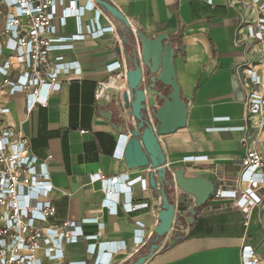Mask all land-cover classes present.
<instances>
[{
  "label": "crops",
  "instance_id": "0c3cea01",
  "mask_svg": "<svg viewBox=\"0 0 264 264\" xmlns=\"http://www.w3.org/2000/svg\"><path fill=\"white\" fill-rule=\"evenodd\" d=\"M110 2L148 37L159 32L168 36L181 32L184 53L178 51L174 62L181 97L188 107L186 126L159 137V141L170 167L185 166L186 175H202L216 187L231 188L232 180L240 171L237 160L244 154L240 142L243 132L235 129L245 122L247 89L241 82V76L245 77L243 69H255L264 82V42L248 34V25L258 16L256 7L248 0L244 10L239 0ZM61 31L74 32V20L68 19ZM120 41L117 32L75 43L66 57L79 63L82 81L63 83L60 91L51 95L47 106H37L30 113L25 110L23 95H15L8 104V119L20 128L35 155L40 158L52 155L48 167L55 188L51 195L55 212L46 224L94 219L103 223L100 241L124 240L130 247L134 219L157 224L151 211L157 195L151 191V207L130 214L125 213L121 205H117L116 214H108L102 208L105 198L113 199L111 182L118 181L120 174L135 177L143 173L142 168H127L120 158L122 148L121 152L117 151L124 136L119 137L112 122L99 113L100 108L111 110L108 101L95 97L97 82L118 77L109 74L106 65L121 60L115 53L120 45L123 48ZM107 43L109 48H105ZM120 82L124 86L122 77ZM107 91L114 95L118 89ZM257 117L252 115L250 119L256 121ZM116 120L113 117L114 123H118ZM81 129L85 132L81 133ZM248 136L249 144L264 154V129L259 130L250 123ZM184 156H193L196 161L184 164L181 162ZM178 163L182 166H176ZM260 172L264 178V164ZM94 174H100L104 180H94ZM257 193L262 201L248 209L247 224L246 210L234 207L231 198H209L196 210L193 222L183 224L179 230L186 237L163 249L170 240L171 229L143 264H247L242 253L245 247L253 250L252 257L246 256L248 259L255 258L256 264H264V183ZM148 195L138 184L133 186L134 202L144 201ZM173 196L178 206L188 205L192 200L180 189L174 190ZM82 227L86 233L97 230L95 222H83ZM63 247L65 260L53 263L42 259V264L91 259L83 243ZM147 247L148 242L127 258L119 253L115 264L133 260L141 252L146 253ZM39 256L42 258L41 253Z\"/></svg>",
  "mask_w": 264,
  "mask_h": 264
},
{
  "label": "built area",
  "instance_id": "2783aa9c",
  "mask_svg": "<svg viewBox=\"0 0 264 264\" xmlns=\"http://www.w3.org/2000/svg\"><path fill=\"white\" fill-rule=\"evenodd\" d=\"M239 1L244 10L247 0ZM248 1L256 7L258 13L257 19L248 25V34L251 38L264 42V0ZM68 19L75 22L74 32L61 31ZM0 22V264H42V259L58 263L66 258L63 246L75 243L85 244V252L91 259L68 260L67 264H115L119 253L127 258L138 252L154 234V225L142 219H134L130 247H127L124 240L100 241L103 223L94 219L83 220L84 223H96L97 230L93 233H86L82 227L83 222L78 220L46 224L55 212L51 201L55 188L48 167L52 155L44 158L35 155L20 128L8 119V104L15 95H23L25 110L30 113L37 106H47L51 95L60 91L63 83L82 81L79 63L67 60L66 52L73 50L77 42L97 40L109 33L117 34L113 17L104 12L95 0H0ZM129 23L135 34L136 28L130 21ZM118 48L121 60L107 64L106 70L111 75H120L126 79L127 64L123 48L121 45ZM137 50L140 53L138 43ZM243 72L245 77L241 76V82L247 89L244 102L245 122L235 127L243 132L240 142L244 154L237 160L240 171L232 180L231 188L214 185L210 198H231L234 207L246 210L244 218L247 224L250 216L248 209L262 201L257 192L264 183L260 172L264 154L249 144L248 130L250 123L259 130L264 129V82L251 67L244 68ZM144 78L142 74V81ZM104 82H97L95 97L109 102L113 94L104 88ZM145 98L147 99L146 93ZM127 110L129 106L123 107L124 119ZM146 112L154 125L147 104ZM252 115L258 116L256 121L250 119ZM80 132L84 133L85 130L81 129ZM123 136L125 142L122 145L121 159L125 143L131 136L127 127L119 134V137ZM195 161L193 156L181 158L184 164ZM164 166L170 172L174 169L168 162ZM183 168L186 170L185 166ZM142 169L143 173L138 176L130 177L128 173H124L119 175L118 181L111 182L113 199L105 198L102 201V208L108 214H116L117 205H121L122 210L128 214L150 208L149 201L153 199V191L157 198L151 211L158 221L161 199L156 169ZM150 171L154 173L157 189L150 187ZM93 179L104 180L100 174H94ZM219 179L224 180L223 175ZM135 184L143 192L149 193L146 200L134 202L132 188ZM173 186L174 190L179 189L175 184ZM191 197L188 205H175L174 216H181L179 230L187 223L189 208L195 206L194 197ZM172 223L173 229L175 223ZM242 253L247 264L257 263L255 258L248 259L253 255L252 249L245 247Z\"/></svg>",
  "mask_w": 264,
  "mask_h": 264
},
{
  "label": "water",
  "instance_id": "95a60500",
  "mask_svg": "<svg viewBox=\"0 0 264 264\" xmlns=\"http://www.w3.org/2000/svg\"><path fill=\"white\" fill-rule=\"evenodd\" d=\"M104 12H107L117 21V29L122 26L131 29L128 18L111 2L105 0H95ZM134 40L137 48L139 45L140 53L137 51V57L132 59L133 67L127 65L126 85L127 90L122 93L123 107H128L126 115L131 117V127L129 128L126 117L123 118L124 130L129 129L131 136L127 139L123 151L124 162L129 169L150 168L156 169L159 181V195L161 206L158 213V222L153 228L154 236L148 244V252L141 254L125 264H143L153 253L159 248L161 241L171 231L173 221L175 223L176 216L175 204L168 201L166 194L162 188V180L166 174L172 176L173 184L181 191L194 197L195 206L189 208L188 224L193 222L196 214V208L204 205L210 198L214 183L202 175H186L183 167H178L170 172L164 164L166 156L162 150L159 137L175 132L186 126L188 107L187 102L181 98V90L177 82L175 69V53L174 48L169 43L168 34L159 32L154 37H148L143 31L136 30ZM122 41V38H121ZM123 44V41H122ZM119 53V48H117ZM123 54L124 46H123ZM126 62V57H125ZM127 64V62H126ZM145 69L149 75H146ZM142 74L145 78L142 81ZM148 77L149 85L146 83ZM156 81L161 82L165 86L170 87L167 95H162L158 89L154 88ZM145 93L147 99L145 98ZM129 99V102H127ZM161 100V104H159ZM157 101V104H156ZM146 104L149 107L150 114L153 118V124L150 122ZM100 115L108 122H112V126L116 129L113 122V112L109 109H99ZM121 126H119V130ZM122 141V142H121ZM125 138L120 139L121 145L124 144ZM149 184L153 189H157L154 173L149 172ZM175 217V218H174ZM163 237L159 243L158 239Z\"/></svg>",
  "mask_w": 264,
  "mask_h": 264
},
{
  "label": "trees",
  "instance_id": "16d2710c",
  "mask_svg": "<svg viewBox=\"0 0 264 264\" xmlns=\"http://www.w3.org/2000/svg\"><path fill=\"white\" fill-rule=\"evenodd\" d=\"M105 1L110 2V0H105ZM113 21L115 22L116 25L118 24L114 18H113ZM136 30H139V29H136ZM118 32H119V34L122 38V41H123L124 53H125L127 65L132 68L133 67L132 59L134 57H137V51H136L137 48H136L133 32L130 28L125 30V28L123 26L120 29H118ZM168 37H169V43L174 48L175 53H177L178 51H180L181 53H184L183 45L181 42V32H179L175 35H169ZM145 73H146V75H149L147 69H145ZM146 83H147V85H149L148 77H146ZM154 88L158 89L160 91H163L164 94H168L170 92V87L163 85L159 81H156L154 83ZM182 99L184 100V98H182ZM159 104H161V100H160ZM116 121L118 122V123H115L116 124V130L118 132L123 131L124 130L123 120L120 119V120H116ZM119 126H121L120 130H119ZM162 188H163V191L168 198V201L170 203L174 204V196H173L174 186H173L172 176L169 173H167L165 178L162 180ZM204 205H202L201 207H203ZM201 207L196 208V210L200 209ZM180 219H181V216L177 215L176 221L174 224V228L170 234V240L168 243H166L163 246V249L167 248L171 244H174L176 242L181 241L182 239H184L186 237V235H184L183 233H181L179 231L178 225L181 223ZM153 236H154V234L148 240V244L152 240ZM162 238L163 237H160L158 239L157 243H159V241ZM147 249H148V247H147ZM143 253H145V252H141V254H143Z\"/></svg>",
  "mask_w": 264,
  "mask_h": 264
},
{
  "label": "rangeland",
  "instance_id": "374dc122",
  "mask_svg": "<svg viewBox=\"0 0 264 264\" xmlns=\"http://www.w3.org/2000/svg\"><path fill=\"white\" fill-rule=\"evenodd\" d=\"M109 47H110V44L107 43L105 48H109ZM115 53L117 56H119V53L117 52L116 49H115ZM121 84H123V83H121ZM124 85H125V88L127 89L128 88L127 85L126 84H124ZM113 91H115V90H113ZM127 91H128V89H127ZM115 92L116 93L112 96L113 98H111L110 102H108L107 104H109V107H111L114 119L120 120L121 118H123V101H122L123 100V98H122V92L123 91L118 90ZM127 102H129V99ZM156 104H157V101H156ZM126 120L128 122L129 128L132 129L131 123H130L131 117L129 115H126ZM176 166H182V164L178 163ZM186 172H188V170L187 171L185 170V173ZM147 252H148V249H147L146 253Z\"/></svg>",
  "mask_w": 264,
  "mask_h": 264
},
{
  "label": "bare ground",
  "instance_id": "6f19581e",
  "mask_svg": "<svg viewBox=\"0 0 264 264\" xmlns=\"http://www.w3.org/2000/svg\"><path fill=\"white\" fill-rule=\"evenodd\" d=\"M116 76H118V77H110V80H108L107 82H105L104 83V88L107 90V89H110V90H115V89H118V90H122L123 92H125V90H127L126 88H125V85L123 86V84H121V82H120V75H116ZM120 77V78H119ZM123 78V77H122ZM123 81H124V84H126V79L125 78H123L122 79ZM124 87V88H123ZM122 92V93H123ZM119 146H121V147H118V151L117 152H121L120 150H121V148H122V145H121V143H120V145ZM119 155V154H118Z\"/></svg>",
  "mask_w": 264,
  "mask_h": 264
},
{
  "label": "flooded vegetation",
  "instance_id": "af4514ba",
  "mask_svg": "<svg viewBox=\"0 0 264 264\" xmlns=\"http://www.w3.org/2000/svg\"><path fill=\"white\" fill-rule=\"evenodd\" d=\"M162 95H167V94H164V92H161Z\"/></svg>",
  "mask_w": 264,
  "mask_h": 264
}]
</instances>
